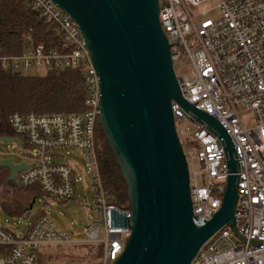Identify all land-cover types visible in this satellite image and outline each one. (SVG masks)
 <instances>
[{"label":"built area","instance_id":"2783aa9c","mask_svg":"<svg viewBox=\"0 0 264 264\" xmlns=\"http://www.w3.org/2000/svg\"><path fill=\"white\" fill-rule=\"evenodd\" d=\"M60 37V44H34L19 54H3V67L40 74L80 66L87 87L85 109L76 112L20 113L10 116L24 146L34 149L32 162L17 175V184L38 186L44 194L66 201L76 195L77 171L72 163L51 160L65 150H78L93 167L90 181L97 217L83 228L86 242L103 246V263L112 264L124 249L130 228L115 215L130 218L131 209L109 203L97 151L100 83L73 18L53 0H26ZM160 22L171 44L174 67L184 97L214 116L232 140L238 162L236 226L229 223L207 242L191 264H264V0H159ZM201 8V9H200ZM219 9L216 16L210 13ZM176 128L187 154L196 223L210 220L222 204L230 175L222 140L173 103ZM191 120L195 132L182 125ZM260 241L259 244L252 243ZM46 214L21 236L0 225V264H39L43 244L76 242Z\"/></svg>","mask_w":264,"mask_h":264},{"label":"water","instance_id":"95a60500","mask_svg":"<svg viewBox=\"0 0 264 264\" xmlns=\"http://www.w3.org/2000/svg\"><path fill=\"white\" fill-rule=\"evenodd\" d=\"M79 26L100 83L99 124L128 186L127 243L112 264H191L223 225L236 226L238 162L227 131L183 95L159 0H53ZM223 142L230 175L213 217L196 223L187 154L173 103ZM0 141L22 147L18 137ZM31 164L1 158L9 180ZM35 202V201H34ZM34 202L31 208L34 206ZM259 244L260 241L253 240Z\"/></svg>","mask_w":264,"mask_h":264},{"label":"trees","instance_id":"16d2710c","mask_svg":"<svg viewBox=\"0 0 264 264\" xmlns=\"http://www.w3.org/2000/svg\"><path fill=\"white\" fill-rule=\"evenodd\" d=\"M29 35L34 44L45 43L49 46L61 42L28 1L0 0L1 52L7 55L21 53L30 46ZM86 95L87 87L80 66L33 74L13 71L3 67L0 62V137L23 138L11 126L10 116L15 112L83 111ZM98 158L109 203L127 206L128 186L106 141ZM10 174L9 169H0V203L9 215H22L44 193L38 186H21L10 181ZM43 214L40 212L36 219Z\"/></svg>","mask_w":264,"mask_h":264},{"label":"rangeland","instance_id":"374dc122","mask_svg":"<svg viewBox=\"0 0 264 264\" xmlns=\"http://www.w3.org/2000/svg\"><path fill=\"white\" fill-rule=\"evenodd\" d=\"M219 4V0H209L208 4L201 8H213ZM200 8V9H201ZM218 8L210 13L216 16ZM191 69L188 64L185 67H176V72ZM100 127V125H99ZM97 130V151L98 155L105 143V137L101 135L102 129ZM193 133L197 127L191 120H186L182 125L183 137H187L185 128ZM103 133V131H102ZM35 150L29 146L19 147L15 143L0 141V159L13 158L15 163L22 161L32 162ZM51 160L72 163L77 171L76 195L73 199L66 201L57 200L44 194L36 198L34 206L22 215H9L0 203V225L12 229L19 235H25L37 215L44 212L58 227L66 231L77 240L72 243L43 244L39 248V264H102L103 246L86 242V235L83 232L85 226H89L97 217V211L92 207L95 202L94 191L90 181L93 167L89 161L78 150H65L50 157Z\"/></svg>","mask_w":264,"mask_h":264}]
</instances>
